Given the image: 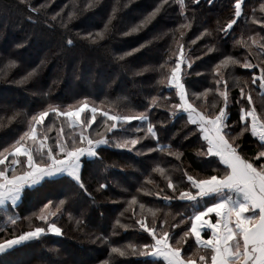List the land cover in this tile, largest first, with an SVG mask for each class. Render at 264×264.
Returning a JSON list of instances; mask_svg holds the SVG:
<instances>
[{
    "label": "trees",
    "instance_id": "16d2710c",
    "mask_svg": "<svg viewBox=\"0 0 264 264\" xmlns=\"http://www.w3.org/2000/svg\"><path fill=\"white\" fill-rule=\"evenodd\" d=\"M182 51L190 101L201 112L206 101L207 116L226 109L228 136L241 135L239 151L264 171V143L244 118L252 102L264 117V0H0V160L43 114L39 137L50 148L33 150L38 165L105 142L83 158L79 179H44L0 208V243L46 230L5 250L0 264H158L144 254L153 228L186 261L210 262L192 225L217 197L188 196L198 193L195 180L229 170L178 109L171 78ZM218 89L229 90L227 105ZM84 104L98 112L93 123L92 112L82 116L83 138L64 114ZM51 224L60 232L47 231Z\"/></svg>",
    "mask_w": 264,
    "mask_h": 264
},
{
    "label": "rangeland",
    "instance_id": "374dc122",
    "mask_svg": "<svg viewBox=\"0 0 264 264\" xmlns=\"http://www.w3.org/2000/svg\"><path fill=\"white\" fill-rule=\"evenodd\" d=\"M239 5L241 6V2ZM179 57V66L175 69L171 78V84L178 90L180 98L178 109L186 113L190 121L199 127L202 132V137L207 143L209 154L217 157L220 163L228 167L229 175L220 179L195 180L198 193L188 196L193 201L198 197L201 199H208L213 196L217 197V202L210 206H206L204 211L194 213L192 225V233L197 242L200 243V245H207V247L212 250L210 262L206 260L207 257L203 254L198 259L199 261H186L182 250L171 245L170 236L168 234L160 236L154 228L149 230L146 228L147 232L154 238V243L150 248H146L144 254L147 255L150 260L159 262L158 264H216L218 261H224L226 264L227 262L228 264H264V250L261 251V253H259L260 250H251V246H246L247 243L244 238L256 224L257 219L260 217L259 213L252 214L248 206H245L241 199H236L234 196L230 197L226 195L228 191H225L230 185L235 184V180L237 182H242V180L245 181L246 177L248 179L247 171L249 172L252 170L257 175H264V171L255 167L253 163L239 151L237 139L241 135L228 136L231 127H228L226 123L228 119V112L226 109L221 110L217 114L207 116L204 114L209 108V104L206 101H203L201 105V110L204 112L198 110L190 101L185 84L183 83L184 72H186V66H190V61L185 59L183 51L180 53ZM186 62L188 64L184 66ZM255 78L258 81L262 80L261 74L257 75ZM217 91L221 97L223 96L225 98V103L227 105L231 98L229 90L218 89ZM250 104V111L244 115V118H249L250 127L254 136L260 142L264 143V137H262V135L264 136V117L261 115L260 117L259 113L253 108V102ZM86 112H92L93 116H91L90 122H95V114H97L98 111L86 104L64 114L65 117L69 119L72 126L78 129L83 138L85 137V125L82 121V116ZM46 118L47 114H43L39 117L32 131L26 136L27 142L15 146L9 151V155H14L12 167L8 166L7 163L9 155L5 157V154L1 158L0 208L8 203L14 206L17 205L21 201L24 190L27 187L37 186L42 183L44 179L60 177L62 175H68L79 179L78 175H80L82 169L83 158L94 157L100 145L105 144L104 140L98 142L88 140L85 147L73 153H67V157L59 159L53 154H49L50 163L48 165H38L35 161L33 150L48 151L50 148L48 144L49 140L44 137L40 138L38 131V126L42 125ZM113 119L117 123L124 120V118H117L114 116ZM129 119L133 120V118ZM129 119L125 120L130 121ZM138 140L137 138L126 142L129 143L130 146H134L137 144ZM23 158L26 159V171L10 173L21 166ZM233 170L236 171L237 175L232 176ZM52 214L53 211L51 207L47 206L42 212L41 218L47 220L52 217ZM206 230L210 235L208 240L203 237ZM47 231L56 234L60 232V229L56 225L51 224ZM45 232L46 230L44 229H36L9 243H0V255L15 244L38 237Z\"/></svg>",
    "mask_w": 264,
    "mask_h": 264
},
{
    "label": "crops",
    "instance_id": "0c3cea01",
    "mask_svg": "<svg viewBox=\"0 0 264 264\" xmlns=\"http://www.w3.org/2000/svg\"><path fill=\"white\" fill-rule=\"evenodd\" d=\"M262 137L264 136L262 135ZM247 174L248 179L246 177L245 181L242 180V182L235 180V184L230 185L225 191H228L226 195L241 199L244 205L248 206L252 214L259 213L260 217L257 219L256 224L244 238L247 243L246 246H251V250H260L259 253H261L264 250V175H257L252 170L247 171ZM234 175L237 174L233 170L232 176ZM216 264H226V262L218 261Z\"/></svg>",
    "mask_w": 264,
    "mask_h": 264
}]
</instances>
